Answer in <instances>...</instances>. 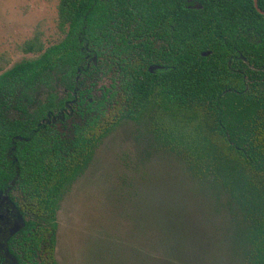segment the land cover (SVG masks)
<instances>
[{
    "label": "trees",
    "instance_id": "trees-1",
    "mask_svg": "<svg viewBox=\"0 0 264 264\" xmlns=\"http://www.w3.org/2000/svg\"><path fill=\"white\" fill-rule=\"evenodd\" d=\"M184 2L58 0L62 39L47 47L38 37L25 41L23 50L38 55L0 73V191H15L20 212L54 229L63 193L96 147L121 121H133L209 198L222 219L221 257L264 264V15L225 7L216 28L200 9L185 15ZM157 17L165 30L176 19L173 48L161 54L150 39ZM110 42L123 53L112 57L121 61L122 89L88 101L87 81L92 74L99 83ZM159 58L166 67L149 69ZM76 104L85 121L65 136Z\"/></svg>",
    "mask_w": 264,
    "mask_h": 264
},
{
    "label": "rangeland",
    "instance_id": "rangeland-1",
    "mask_svg": "<svg viewBox=\"0 0 264 264\" xmlns=\"http://www.w3.org/2000/svg\"><path fill=\"white\" fill-rule=\"evenodd\" d=\"M57 3L0 0V73L38 55L23 50L25 41L38 37L47 47L62 39ZM145 129L121 121L63 193L58 264H236L221 257L222 219L209 198Z\"/></svg>",
    "mask_w": 264,
    "mask_h": 264
},
{
    "label": "flooded vegetation",
    "instance_id": "flooded-vegetation-1",
    "mask_svg": "<svg viewBox=\"0 0 264 264\" xmlns=\"http://www.w3.org/2000/svg\"><path fill=\"white\" fill-rule=\"evenodd\" d=\"M109 1V0H108ZM170 5H174V0H169ZM112 5V4H110ZM183 6L186 7L185 15L188 14V10L191 9H200L203 20L206 25L215 24L216 28L218 24L222 22L223 13L222 10L226 8L233 9H254L258 13L264 15L261 11H264V0H185ZM115 11H110V14H113ZM190 13V12H189ZM115 19H106V24L109 25L110 33L112 34L113 26ZM165 19L156 18L154 19V29L151 34V43L156 51L165 52L166 46H171L173 48V39L175 34L174 24L176 19H173L171 22L167 21L168 25L165 30L164 28ZM141 39V38H140ZM116 46L109 43V46L104 51L107 61L105 62L104 70L99 72L98 76L100 79L99 83H102V86L95 84L96 76L91 74V81L88 80V88H91V97L88 101L93 102L96 97L105 96L110 98L112 93L118 89H122V86L119 84V67L120 62L118 63L112 59L113 54L115 58H118L117 54L120 56L123 55L122 51H116ZM242 57V56H241ZM164 61L159 58L158 62H155L150 67H157V69H164L166 65ZM96 64V62L94 61ZM87 95L84 89L82 88L79 91V94ZM120 94V93H117ZM79 101L78 95L74 100ZM71 107V106H70ZM76 120H68L62 125L63 133L66 136V128H75V124L81 122V117L79 116L80 106L76 104L75 106ZM94 112L92 111L91 114ZM71 131V130H70ZM90 163V162H89ZM89 163L84 168L87 169ZM83 170V171H84ZM81 172L79 175H81ZM78 175V176H79ZM77 176V177H78ZM76 177V179H77ZM3 196H8V199L3 201ZM17 195L15 191H9V193L3 191L2 197L0 198V264H58L55 251L57 245V227H58V216L56 212V227L53 229L49 221L43 217L36 216L34 213L31 214L28 210L23 213L19 211L16 205ZM30 206L25 204V207ZM21 216V219L18 217ZM21 220V221H20ZM19 221L20 228L12 232V228L15 225V222Z\"/></svg>",
    "mask_w": 264,
    "mask_h": 264
},
{
    "label": "water",
    "instance_id": "water-1",
    "mask_svg": "<svg viewBox=\"0 0 264 264\" xmlns=\"http://www.w3.org/2000/svg\"><path fill=\"white\" fill-rule=\"evenodd\" d=\"M262 13H264V11H261ZM208 52H204L203 54H207ZM93 59H94V61L96 60V57L95 56H93ZM2 197V191H0V198ZM6 199H8V196H3V201L4 200H6ZM18 217L21 219V216L20 215H18ZM21 221V220H20ZM20 223L21 222H19V221H16L15 222V225H14V227L12 228V232H14V231H16V230H18L19 228H20Z\"/></svg>",
    "mask_w": 264,
    "mask_h": 264
}]
</instances>
